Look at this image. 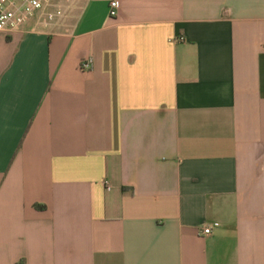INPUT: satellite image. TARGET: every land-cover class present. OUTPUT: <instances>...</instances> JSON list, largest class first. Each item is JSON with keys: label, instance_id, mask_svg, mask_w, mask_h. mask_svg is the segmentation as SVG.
<instances>
[{"label": "crops", "instance_id": "0c3cea01", "mask_svg": "<svg viewBox=\"0 0 264 264\" xmlns=\"http://www.w3.org/2000/svg\"><path fill=\"white\" fill-rule=\"evenodd\" d=\"M0 264H264V0L0 31Z\"/></svg>", "mask_w": 264, "mask_h": 264}, {"label": "built area", "instance_id": "2783aa9c", "mask_svg": "<svg viewBox=\"0 0 264 264\" xmlns=\"http://www.w3.org/2000/svg\"><path fill=\"white\" fill-rule=\"evenodd\" d=\"M74 0H0V31L15 32L28 25L33 20L42 21L45 25H59L66 17L64 3ZM118 15V3L110 5V17ZM93 67L91 59L82 64L83 70ZM211 228H206L204 234L210 235Z\"/></svg>", "mask_w": 264, "mask_h": 264}, {"label": "rangeland", "instance_id": "374dc122", "mask_svg": "<svg viewBox=\"0 0 264 264\" xmlns=\"http://www.w3.org/2000/svg\"><path fill=\"white\" fill-rule=\"evenodd\" d=\"M87 1L88 0H74V2L70 4L64 3L63 5H65L66 17L60 24H72L76 20L78 14L80 13Z\"/></svg>", "mask_w": 264, "mask_h": 264}]
</instances>
